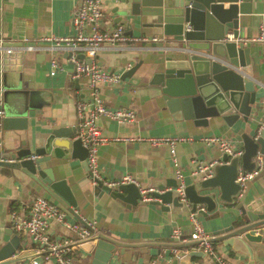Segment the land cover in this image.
Instances as JSON below:
<instances>
[{
  "label": "crops",
  "instance_id": "crops-1",
  "mask_svg": "<svg viewBox=\"0 0 264 264\" xmlns=\"http://www.w3.org/2000/svg\"><path fill=\"white\" fill-rule=\"evenodd\" d=\"M81 1L0 0V39L11 43H22L24 48L35 47L33 50H25L23 68L13 74L16 80L13 88L6 90L0 87V101L3 103L5 118L15 115L14 110L19 105L31 104L36 107L27 116L26 132L4 129L2 134L4 146L0 150H13L20 144L21 139H24L26 133L30 138L38 139L47 136L52 129L61 128L64 132H68L78 125L77 107L81 100L89 98V80L87 77H75L74 64L69 51L49 50L47 48L53 46L52 42H47L43 38L74 35L72 21L80 8ZM149 2L154 0H105L102 28L113 30L122 25L128 35L159 37L161 35L159 29L147 26L151 19L135 13L138 9L147 8ZM257 6L258 0H253L252 13L241 16V25L246 29V39L257 38L260 34L263 10L258 11ZM248 44L252 47V78L258 84L260 100L259 106L253 108L248 122L239 119L235 130L230 129L225 123L203 127L195 126L193 122L175 120L171 113L164 109L165 104L160 98L149 96L147 91H136L128 80H122L118 85L103 84L101 87L103 98L111 109L124 107L135 111L136 121L120 123L109 117H102L99 120L102 133L111 139L183 137L185 140L180 141L176 146V157L184 174L185 186L191 184L197 177L192 174L194 161L217 163L223 152L217 145H208L204 138L217 136L231 139L234 146L240 149L244 144L239 133L246 132L256 138L261 135V123L264 119V42ZM149 45L150 43H138L135 47L105 45L95 59L101 68L122 75L127 68L143 60L147 61V56L151 54ZM82 55L85 54H79L80 59H90L87 55L82 58ZM55 58L60 61L61 68L53 76L51 75L52 60ZM76 79L78 83L75 82ZM78 134L79 132L74 137ZM258 153L261 151L259 150ZM98 162L101 175L110 181H119L124 176L130 175L140 183L141 187L156 189V184H168L178 180L169 146H153L146 140L112 141L100 146ZM58 163L65 168V171L58 173L57 178L68 179L78 201L79 209H76V212L81 219L96 221L100 232L114 239L141 245L136 249H127L124 254L119 252L112 264H149L156 258L159 260L158 264H169L176 254L186 255V250L200 252L201 257H195L194 264H214L198 246L185 249L170 246L176 243L173 237L176 228L182 231L181 243L192 242L190 237L193 223L189 213L167 216L151 205L129 210L113 200H107L106 197L100 200L90 190L93 184L79 160L64 159ZM253 182L252 199H261L264 203V168ZM38 195L47 197L65 210L69 222L73 224L80 222L76 216L47 196L44 191L34 189L26 175L20 171L0 168V227L12 225L13 212H28ZM198 219L209 235L222 227V223L206 219L202 215H198ZM51 233L59 242L77 238L75 232L57 222L52 224ZM259 233L262 234H260L262 237L260 244L264 246V230ZM214 246L219 252L227 255L233 264L251 262L249 256L233 251L222 243ZM33 248L31 240L23 237L21 255L31 258L25 264H31L34 257ZM105 255V252L101 254L102 257ZM90 261L91 257H86V253L78 247L73 264H89ZM41 264H54V262L41 261ZM254 264H264V255L262 254L260 261L255 260Z\"/></svg>",
  "mask_w": 264,
  "mask_h": 264
},
{
  "label": "water",
  "instance_id": "water-1",
  "mask_svg": "<svg viewBox=\"0 0 264 264\" xmlns=\"http://www.w3.org/2000/svg\"><path fill=\"white\" fill-rule=\"evenodd\" d=\"M252 2H149L147 8L138 9L135 13L149 17L151 21L147 26L159 29L161 35L148 46L151 54L146 62L143 60L122 73L123 81L128 80L136 91H147L149 96L160 98L165 104L164 109L175 120L189 121L203 127L225 123L235 130L239 119L248 122L260 100L258 84L252 78V47L236 41L246 36L241 16L252 13ZM229 34L234 35L231 41L227 40ZM4 46L16 47L10 53L0 51V87L7 90L13 88L16 82L13 74L23 68L27 49L23 48L22 43L9 41H5ZM75 82L78 83L77 79ZM34 108L35 105L31 104L17 106L15 115L4 118V129L26 132L27 116ZM77 127L79 122L72 131L55 128L38 139L30 138L26 133L13 150H0V168L20 171L29 178L34 189L44 191L80 222H85L76 212L79 209L78 201L68 179L57 178L58 173L65 171L58 161L77 159L91 179L93 186L90 190L96 198L101 200L106 197L129 210L151 205L167 216L189 213L216 220L222 223V227L211 233L214 245L222 243L233 251L249 256L250 264H254L255 260L260 261L264 255L259 233L264 230V203L261 199H252L253 180L248 181L244 189L237 178L241 170L257 169L254 159L259 150L264 155V129L258 138L246 132L239 133L244 154L233 157L221 152L210 177H205L211 173L208 169L205 176L198 174L185 187L187 201L182 199L178 190L179 181L174 180L168 184H156V189L151 193L153 200L145 202L139 185L134 182L109 187L101 181H93L87 159L88 148L80 138L74 137L79 132ZM174 240L176 243L170 245L173 248L199 245L197 241L188 244ZM140 246L100 232L95 240L82 242L80 249L86 253V257H91L89 264H112L119 252L124 254L127 249ZM22 249L23 236L12 225L0 227V264H25L31 258L21 255ZM103 252L106 253L105 257L101 256ZM195 257H201L199 251L176 254L169 264H194Z\"/></svg>",
  "mask_w": 264,
  "mask_h": 264
},
{
  "label": "built area",
  "instance_id": "built-area-1",
  "mask_svg": "<svg viewBox=\"0 0 264 264\" xmlns=\"http://www.w3.org/2000/svg\"><path fill=\"white\" fill-rule=\"evenodd\" d=\"M105 0H82L80 8L73 17L74 35L68 37H44L43 40L52 42L51 47L47 49L55 51L67 50L71 53V60L74 64L75 77H87L89 80L90 93L89 98L81 100L78 103V117H79V134L83 145L88 148V163L91 171L93 181H101L109 187H116L121 184L134 182L139 185L143 200L150 202L153 200L151 193L153 188H144L132 176L126 175L119 181H110L101 175L98 162V151L100 146L106 145L112 141H134L146 140L151 145L161 147L169 146L173 161L176 166V176L181 182L179 185V192L182 199L187 201L184 189L185 183L183 182L184 174L181 170L177 157L176 146L180 141L185 140L183 137H149V138H135V137H117L114 139L106 137L99 126V120L102 117H109L120 123L122 122H135L136 113L132 109L118 108L111 109L107 106L102 93V85H118L122 83L121 73L107 71L99 66L95 57L97 53L105 46L110 45L113 47H135L138 43H152L158 40L157 37H149L147 35L133 36L128 35L125 27L120 25L113 30L102 28L104 19L103 5ZM264 1V0H263ZM234 35L229 34L227 40H233ZM245 44L264 42V13L262 14V22L260 24V34L257 38H244L236 40ZM4 42L0 39V51L12 52L16 47H5ZM24 48V47H23ZM26 49L33 50L34 46L25 47ZM19 49V48H17ZM85 54L90 59H80L79 54ZM61 68L58 59L52 60L51 75H55L57 70ZM4 118L5 110L3 103L0 101V149L4 146L3 131H4ZM264 129V119L261 123L260 133ZM208 145H217L223 152L229 153L231 156H242L244 154L243 148H236L230 139H222L217 136H210L204 138ZM257 169L254 171L241 170L237 182L245 189L248 181L254 180L264 168V157L262 153H258L255 157ZM195 165L192 168V174L197 176L203 174L208 169L212 171L215 162L205 163L201 161H194ZM212 172L205 177H210ZM191 221L193 223V232L191 234V241L199 242L198 248L208 255L214 264H233L232 260L225 254L219 252L214 243L211 242V235H209L198 216L191 214ZM12 225L14 230L26 237L34 245L33 258L31 264H41V261L54 262V264H73L75 260V251L80 244L84 241L95 240L96 236L100 233V229L96 221H86L84 223H71L68 220V213L61 209L56 203L50 201L43 195L35 197L32 208L28 212L15 211L11 215ZM54 222L63 224L66 228L71 229L77 234L76 239H69L59 242L51 233L52 224ZM182 231L180 228L174 230L173 237L180 243L182 239ZM184 241H187L184 239ZM177 253V252H176ZM190 253L189 250L185 254ZM159 260L156 258L149 264H158Z\"/></svg>",
  "mask_w": 264,
  "mask_h": 264
},
{
  "label": "rangeland",
  "instance_id": "rangeland-1",
  "mask_svg": "<svg viewBox=\"0 0 264 264\" xmlns=\"http://www.w3.org/2000/svg\"><path fill=\"white\" fill-rule=\"evenodd\" d=\"M104 8V7H103ZM263 10V13H264V1L263 0H258V6H257V10L258 11H260V10ZM262 13V14H263ZM85 78V77H84ZM103 97H104V95H103ZM30 238H29V236H28V240H29Z\"/></svg>",
  "mask_w": 264,
  "mask_h": 264
}]
</instances>
